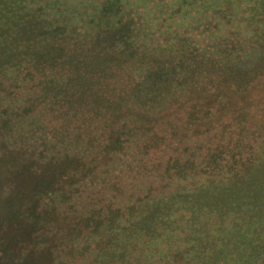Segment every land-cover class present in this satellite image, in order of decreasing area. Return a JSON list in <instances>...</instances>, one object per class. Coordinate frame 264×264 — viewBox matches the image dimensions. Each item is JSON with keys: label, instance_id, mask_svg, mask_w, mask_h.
<instances>
[{"label": "rangeland", "instance_id": "1", "mask_svg": "<svg viewBox=\"0 0 264 264\" xmlns=\"http://www.w3.org/2000/svg\"><path fill=\"white\" fill-rule=\"evenodd\" d=\"M82 1L92 2V7L76 4ZM67 2L43 13L52 39L46 43L61 37L58 27L66 26L70 44H85L78 53L92 60L88 72L101 64L110 66L95 85L108 99L105 95L97 102L105 108L79 114L74 105L63 104L69 95L45 97L51 88L37 87L21 75L11 76L16 87L0 92V264H111L123 258L129 264H264L263 148L256 149L259 161L257 154L245 155L259 166L252 182L245 177L223 187L236 192L219 195L211 183L229 182L239 170L237 155L229 154L233 144L218 154L236 168L226 167L227 172L209 178L191 176L203 187L185 192L183 188L192 186L190 179L168 178L165 172L166 160L176 156L174 134L188 129L182 143L191 148L192 161L203 164L232 135L217 125L205 133L187 128L182 106L156 95L165 75L156 71L159 63H135L142 42L177 48L189 39L192 48L198 44L207 50L214 45L224 52L220 62L234 64L226 73L231 82L240 88L254 83L253 95L242 93L240 98L247 100L248 112H256L264 99V0H231L219 6L193 0L181 8L171 0ZM226 8L227 14H236L234 25L227 23ZM91 19L106 25L93 28L83 21ZM132 20V32L127 33ZM58 55L52 50L38 59L44 63ZM46 67L39 78L56 79L60 67ZM256 71L263 74L257 82ZM116 106L118 112L109 115ZM154 133L167 138L152 137ZM119 139L124 148L110 152L119 148ZM196 194L201 198L195 205L183 201ZM203 202L209 207L203 208ZM33 206L37 211L30 217L18 214L8 220L14 210L30 211ZM245 210L252 218L258 216L255 223L243 220ZM193 214L203 217L191 223ZM110 240L116 241L113 247Z\"/></svg>", "mask_w": 264, "mask_h": 264}, {"label": "trees", "instance_id": "2", "mask_svg": "<svg viewBox=\"0 0 264 264\" xmlns=\"http://www.w3.org/2000/svg\"><path fill=\"white\" fill-rule=\"evenodd\" d=\"M192 1L193 0H171V2H179V8ZM211 1L214 5L219 6L218 3L223 5L224 3H229L231 0ZM89 3L91 5H86L85 1L76 4H80L82 8H91L92 2ZM53 4H55L56 7L68 6L67 0H0V92L8 90L7 88L12 89L16 87L18 83L16 80H11V76H14L16 79L17 75H21V79L24 81H36L37 87L47 90L51 88V92H45V97L48 96L57 99L60 94L59 97L65 95L68 97L69 95V98L60 99H64L63 104L74 105L79 114L84 112H96L99 109H103L105 106L97 102H99V100L102 101V99L105 100V95L108 99V95L97 90L95 85H100L99 81L102 79L104 72L108 74L111 68L109 65L101 64L99 67L93 68L88 72L86 68H89L88 66L91 65L92 60H87V56L84 57L83 54L78 53L80 48L85 44L81 42H73L70 44L73 39L71 35H68L70 32H67L66 26L58 27L61 37H57L54 42L46 43L47 39L50 41L52 39L46 34L47 30L44 28V21L46 19H42V15L48 10L49 6ZM215 7L216 6H213L210 10H214ZM76 9L77 7H74V11L77 13ZM228 11L229 8H226L224 13L227 14ZM226 16L229 18L227 23L234 25L236 14L233 15L228 13ZM83 21L85 24H91L93 28L94 26L99 27L106 25L99 20L98 22L92 19ZM130 25L131 27H126L125 29L127 33L132 32L134 26L133 20ZM247 26L251 28L252 26L255 27V24H248ZM73 28L72 32L76 30V27ZM113 30V28H110V33ZM216 32H220V29H217ZM103 33H105V31ZM191 42L192 41H189V39H184V42H180L177 48L167 45L161 48L160 44L153 46L151 42H142V44L138 46L139 50L135 53V57H137L135 63L140 66L143 61L147 63V65L159 63L156 71L165 75L164 80L160 82L159 91L156 95L158 97L160 96V98L164 96L167 100L172 99V103L182 106L183 111L186 113L183 122L187 128H195L197 129V133H203L198 129H205V133L209 131V128L217 125L221 127L222 130L226 129L228 135H232L226 140L227 145L222 147L221 150L217 149L211 152L209 161L203 164V160L193 162L191 158V156L193 157L191 148L188 147L187 144L182 143V140L187 137L188 129H185L179 136L178 134H174L176 135L175 143H177V147L173 149V153H176V156L169 157L164 164L168 178L175 177L183 181L190 179L189 182L192 186L190 188H183L185 192L189 193L190 190L197 191L200 189L199 187H203L195 181V178H191V176L202 174L206 175L207 178L214 174L220 176V173L227 172L226 167L235 169L239 166V170L231 177L229 182L228 180H215L211 182L213 186L215 185V191L220 193L219 195L229 194L228 192L236 191L234 187L232 189H223L226 183H238V181H242L245 177L249 178L250 182H252L253 178L256 177L255 169L256 171L259 169V166L257 167L255 163H252L250 158H245V155H250L251 153L253 156L257 154V160L259 161L260 156L259 153L256 152V149H260V147L263 148L262 155H264V99H261V101H263L261 105L259 102L258 105L260 108L256 112H248L252 110L248 107L247 100L243 97L240 98V95L244 93L247 94L246 97L248 98L252 96L253 92L251 90L254 83L251 86V83H249L243 88L237 87L235 83L228 79L226 74L229 70L233 69L234 64L220 62L219 60L220 55H223L224 52L216 49L214 45H211L208 50L201 48L198 44H194L195 46L192 48ZM52 50L59 51V55L55 59L44 61V63L39 62L38 55L40 53ZM86 50L88 51V49L84 51L86 52ZM64 59H68V61L62 62ZM105 59L108 60V58ZM102 61V63L106 62L104 60ZM46 66L54 68L60 67L61 71H59L60 73L57 75L56 79L52 78L50 80H45L39 78L42 71L49 70ZM149 71H152V69ZM150 74L151 72L147 71L146 77H149ZM139 75L142 77L143 74ZM262 75V73L256 71L253 81H256ZM104 85L108 86L109 84L105 83ZM224 86H226V90H224ZM61 88H63V90ZM133 102L134 100L128 104L130 105ZM114 104H116V102H114ZM128 104L124 106H128ZM183 106H185V108H183ZM108 108L110 107L108 106ZM117 108L118 106L108 114L112 115L114 112H118L116 111ZM226 118H229V122H221ZM152 137L159 136L154 133ZM166 138L167 137L164 135L159 137V139ZM231 144L233 145L229 154L237 155L234 161L236 167H231L229 162H224L223 160L225 157L222 158L221 154H218L220 151V153H224L225 150L223 149L228 148ZM118 147L119 148L110 150V152H118L124 148L122 139L118 140ZM108 148L109 146L106 147L105 151H107ZM187 152H189L188 156H186ZM181 156H183V158L185 156V159H182ZM212 159H215V161ZM191 180L193 181L191 182ZM203 190H205V188ZM204 193L206 194L207 191L205 190V192H202V194ZM196 198H201V194H196L195 197L189 199H182L184 202H190V204L195 205V202L198 200ZM215 200L218 201V198ZM201 206L206 208L209 207V204L203 202ZM33 208L30 209V211L28 209L25 211L22 209L14 210V212L9 213L8 220L18 214H21L20 216L27 214L30 217L32 213L37 211V208ZM224 215L225 214H222V216ZM201 217L203 216L193 214L191 223H196ZM256 219H258V216L252 218L249 216L247 210L243 211V220H251L250 222L255 223L256 221L254 220ZM238 234L239 233H236L235 236L233 235L231 239L235 241L239 237ZM241 236H245V234L240 235V237ZM115 240H110L108 245L113 247V244L116 242ZM136 248L138 247L136 246ZM261 249L263 250V248ZM117 262L118 263L113 262L111 264L130 263L128 262V258H123ZM141 263L142 262H139V264ZM248 264L252 263L248 262Z\"/></svg>", "mask_w": 264, "mask_h": 264}]
</instances>
